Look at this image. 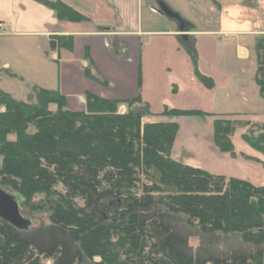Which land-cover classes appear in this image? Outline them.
Here are the masks:
<instances>
[{
	"label": "trees",
	"instance_id": "trees-1",
	"mask_svg": "<svg viewBox=\"0 0 264 264\" xmlns=\"http://www.w3.org/2000/svg\"><path fill=\"white\" fill-rule=\"evenodd\" d=\"M33 1L59 20L85 19L59 0ZM72 46L57 36L49 48ZM188 53L199 82L214 88L194 46ZM255 53L264 100V37ZM26 98L0 93V187L17 197L22 217L44 219L36 227L23 217L27 231L0 220V264H264V186L173 160L177 123L145 122L151 113L140 98L124 114L123 103L91 94L84 112L38 86ZM162 115L207 116L168 107ZM242 131L264 155V126L246 120L215 119L214 142L235 156ZM188 233L200 240L194 253Z\"/></svg>",
	"mask_w": 264,
	"mask_h": 264
},
{
	"label": "crops",
	"instance_id": "crops-1",
	"mask_svg": "<svg viewBox=\"0 0 264 264\" xmlns=\"http://www.w3.org/2000/svg\"><path fill=\"white\" fill-rule=\"evenodd\" d=\"M59 1L85 19L59 20L54 11L33 0H0V37H21L34 44L31 52L37 63L53 67L47 84L65 97L69 111H86L88 94L123 103L120 109L140 98L151 113L144 119L179 125L173 160L264 186V155L242 140L244 131L233 138L235 156L222 153L213 137L217 118L242 116L252 124H264V100L249 81L252 70L258 69L255 44L264 36L255 32L264 28V7L255 9L252 0H246L248 7L228 8L203 21L194 16L195 6L184 5L187 13L182 17L174 9L178 0H166L164 4L182 19L179 23L158 14L161 0ZM214 5L225 9L221 2ZM57 36L72 37V49L51 52L50 42ZM193 46L198 69L213 80L212 89L195 75L188 53ZM166 107L207 116H163Z\"/></svg>",
	"mask_w": 264,
	"mask_h": 264
},
{
	"label": "rangeland",
	"instance_id": "rangeland-1",
	"mask_svg": "<svg viewBox=\"0 0 264 264\" xmlns=\"http://www.w3.org/2000/svg\"><path fill=\"white\" fill-rule=\"evenodd\" d=\"M162 3H166V0H161ZM161 1H157V4L161 3ZM215 2L222 4L225 6V9L222 11V7L215 6ZM187 3L190 4L195 9L194 16L197 18H201L203 21H209L211 16H216L219 13H225L228 8H233L230 10H239L241 7H248L246 0H178V4L174 5V9L176 11H181L182 17L186 15V9H184V5L187 6ZM252 5L255 9H259L260 7H264V0H252ZM188 7V6H187ZM190 7V9L192 8ZM215 8L214 12L210 11V8ZM222 11V12H221ZM185 13V14H184ZM179 15V14H177ZM264 27V26H263ZM259 33L257 35L264 36V28L261 30H257ZM34 42V41H33ZM31 47H34L33 43L26 42L23 38H1L0 37V93H6L11 95V97L18 101L26 100V95L28 91L35 86H38L43 89H47L49 91H53L50 84L48 83V73L52 72V68H45L44 64H38V58L31 52ZM40 62V61H39ZM10 65L11 68L7 69L4 65ZM50 64V63H49ZM51 66H53L51 64ZM248 66L244 65V67ZM253 75L250 76L249 81L251 85L254 84L257 86L256 82V74L257 68L253 69ZM258 87V86H257ZM18 91V92H17ZM126 107V106H124ZM54 109V108H52ZM125 109V108H122ZM4 111V109L2 110ZM1 111V112H2ZM119 114L120 111H119ZM236 119L243 120V117H236ZM145 122H151L147 119H144ZM261 125H264L261 123ZM258 132V131H257ZM238 145V144H236ZM32 216L34 218H29L27 216ZM26 216L23 217L27 220L33 219L36 220L35 225L38 227V223L42 222L44 219L43 216L40 215H30L27 213ZM187 236V233L184 234ZM189 237V247L191 251L194 253L197 251V248L200 245V240L197 235L188 233ZM196 247V248H195ZM196 249V250H195ZM47 264H51L47 262Z\"/></svg>",
	"mask_w": 264,
	"mask_h": 264
},
{
	"label": "water",
	"instance_id": "water-1",
	"mask_svg": "<svg viewBox=\"0 0 264 264\" xmlns=\"http://www.w3.org/2000/svg\"><path fill=\"white\" fill-rule=\"evenodd\" d=\"M156 11L160 15H164L170 19L183 23L179 15L174 13L164 3L157 5ZM180 31L184 33V26L182 25ZM0 220H3L13 226L17 230L27 231L28 222L21 216L19 201L17 197L5 191L0 187Z\"/></svg>",
	"mask_w": 264,
	"mask_h": 264
},
{
	"label": "built area",
	"instance_id": "built-area-1",
	"mask_svg": "<svg viewBox=\"0 0 264 264\" xmlns=\"http://www.w3.org/2000/svg\"><path fill=\"white\" fill-rule=\"evenodd\" d=\"M255 34H259V33H256V32H255ZM119 111H120L121 114L125 113V109H122V108H121V109H119Z\"/></svg>",
	"mask_w": 264,
	"mask_h": 264
},
{
	"label": "bare ground",
	"instance_id": "bare-ground-1",
	"mask_svg": "<svg viewBox=\"0 0 264 264\" xmlns=\"http://www.w3.org/2000/svg\"><path fill=\"white\" fill-rule=\"evenodd\" d=\"M108 37V36H107ZM239 148V147H238ZM140 177V176H139ZM148 184V183H147ZM205 237V236H204ZM196 248V247H195ZM196 250V249H195ZM231 256V255H230Z\"/></svg>",
	"mask_w": 264,
	"mask_h": 264
}]
</instances>
